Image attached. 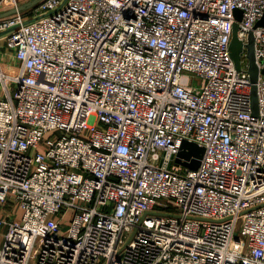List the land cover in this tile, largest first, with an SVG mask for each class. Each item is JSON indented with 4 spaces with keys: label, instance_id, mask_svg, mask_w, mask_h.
<instances>
[{
    "label": "built area",
    "instance_id": "obj_1",
    "mask_svg": "<svg viewBox=\"0 0 264 264\" xmlns=\"http://www.w3.org/2000/svg\"><path fill=\"white\" fill-rule=\"evenodd\" d=\"M263 15L42 0L1 17L0 264H264ZM234 24L254 36L256 116ZM184 140L204 148L195 170L176 162Z\"/></svg>",
    "mask_w": 264,
    "mask_h": 264
},
{
    "label": "water",
    "instance_id": "obj_2",
    "mask_svg": "<svg viewBox=\"0 0 264 264\" xmlns=\"http://www.w3.org/2000/svg\"><path fill=\"white\" fill-rule=\"evenodd\" d=\"M42 0H31L28 3L18 6L17 8L8 10L0 14L1 17L9 16L15 14L19 11H24L36 6ZM264 26V15L256 23L255 27H263ZM238 25H233V33H232V40L230 43V55L235 63V67L237 70L241 69L240 58L243 53V47L246 48V57L248 60V68L247 73L250 77L251 81V108L253 115H257L258 113V102H257V87L256 82L259 75V70L255 62L254 56V36L252 31L248 34V42L244 45L243 42L237 36ZM264 73V71H263ZM204 148L194 142H190L184 140L181 143L180 150L178 152V156L176 158V162L186 169L195 170L198 168L200 164V160L203 156Z\"/></svg>",
    "mask_w": 264,
    "mask_h": 264
},
{
    "label": "crops",
    "instance_id": "obj_3",
    "mask_svg": "<svg viewBox=\"0 0 264 264\" xmlns=\"http://www.w3.org/2000/svg\"><path fill=\"white\" fill-rule=\"evenodd\" d=\"M18 1V3H19V6L20 5H23V4H25V3H28V2H30L31 0H17ZM3 49H4V46H3ZM5 50V49H4ZM5 52V51H4ZM0 55H1V57H2V55H3V53H1L0 52ZM1 213V212H0ZM4 213L5 214H9V215H11V216H13V217H15V218H19V215H20V213L17 211V209L16 208H14V207H6V209L4 210ZM2 232H3V230H1ZM2 242H3V238H2V236L0 235V245L2 244Z\"/></svg>",
    "mask_w": 264,
    "mask_h": 264
},
{
    "label": "rangeland",
    "instance_id": "obj_4",
    "mask_svg": "<svg viewBox=\"0 0 264 264\" xmlns=\"http://www.w3.org/2000/svg\"><path fill=\"white\" fill-rule=\"evenodd\" d=\"M3 43L4 41H0V52L3 53L5 50L3 49ZM191 83L194 86H198L199 85V79L197 77H192L191 78ZM236 237H240V234L238 232H236Z\"/></svg>",
    "mask_w": 264,
    "mask_h": 264
}]
</instances>
